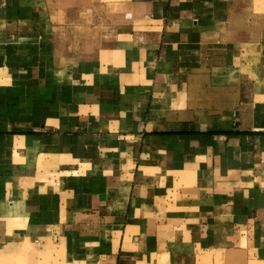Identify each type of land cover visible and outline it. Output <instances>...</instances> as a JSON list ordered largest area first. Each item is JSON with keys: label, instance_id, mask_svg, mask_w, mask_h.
Instances as JSON below:
<instances>
[{"label": "crops", "instance_id": "1", "mask_svg": "<svg viewBox=\"0 0 264 264\" xmlns=\"http://www.w3.org/2000/svg\"><path fill=\"white\" fill-rule=\"evenodd\" d=\"M254 1L0 0V264H264Z\"/></svg>", "mask_w": 264, "mask_h": 264}, {"label": "rangeland", "instance_id": "2", "mask_svg": "<svg viewBox=\"0 0 264 264\" xmlns=\"http://www.w3.org/2000/svg\"><path fill=\"white\" fill-rule=\"evenodd\" d=\"M254 10L255 11H264V0H255L254 1ZM258 14L259 12H255ZM264 20L263 18H260V21Z\"/></svg>", "mask_w": 264, "mask_h": 264}]
</instances>
